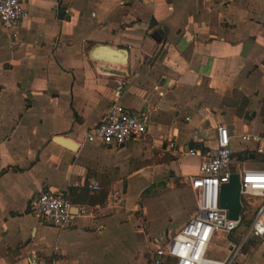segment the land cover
Wrapping results in <instances>:
<instances>
[{"label": "crops", "instance_id": "0c3cea01", "mask_svg": "<svg viewBox=\"0 0 264 264\" xmlns=\"http://www.w3.org/2000/svg\"><path fill=\"white\" fill-rule=\"evenodd\" d=\"M23 7L16 41L0 26V264H153L157 244L177 232L143 249L133 201L161 183L165 169L185 182L197 175L183 171L180 158L190 145L214 147L219 125L233 155H243L239 164L259 147L240 136L264 139V0H23ZM97 45L126 50L127 63L92 59ZM112 103L147 110L145 134L120 147L84 142ZM40 192L99 209L60 232L32 216ZM235 264H264V238Z\"/></svg>", "mask_w": 264, "mask_h": 264}, {"label": "built area", "instance_id": "2783aa9c", "mask_svg": "<svg viewBox=\"0 0 264 264\" xmlns=\"http://www.w3.org/2000/svg\"><path fill=\"white\" fill-rule=\"evenodd\" d=\"M27 17L23 0H0V26L11 41L18 39L20 22ZM147 115V110L136 114L112 103L100 122L85 134L84 142L120 147L128 141L138 140L145 134ZM240 139L259 143L257 153L262 158L261 168L248 169L233 161L231 136L224 125L215 130L214 147L205 152L199 148L184 151L185 156L201 159L198 174L185 182L195 199V213L171 238L157 244L153 264H163L165 259L173 260L174 264H235L245 246L264 237V139L252 134H243ZM203 142L207 140L204 138ZM167 149L172 151L174 144L169 143ZM234 173L239 175L241 203L236 220L229 219L227 210L219 206L221 186L227 184ZM88 189L95 193L100 186L92 183ZM244 198L248 201L247 206L255 208L253 219L239 239L232 240L230 236L243 224L247 209ZM111 202L118 204L119 198L113 196ZM96 209L99 206H74L64 195L50 192H40L30 205L33 217L60 232L70 228L74 216H91ZM72 210H76L75 215ZM222 238L226 242L222 248L224 257H209L210 248Z\"/></svg>", "mask_w": 264, "mask_h": 264}, {"label": "rangeland", "instance_id": "374dc122", "mask_svg": "<svg viewBox=\"0 0 264 264\" xmlns=\"http://www.w3.org/2000/svg\"><path fill=\"white\" fill-rule=\"evenodd\" d=\"M239 143L240 142L237 140L234 141V144ZM241 145L256 147L254 143H241ZM233 159L235 163H240L236 154L233 155ZM199 163L200 158L186 156L180 158V164L178 165L183 168V171L193 175L199 172ZM243 164L248 169L261 168L260 162L250 161L247 157L243 160ZM163 173L165 176L161 177V183L152 187L142 198L133 201V206H135L133 212H136L135 216L140 220V224L145 227L143 229L145 231V240L141 243L143 249L148 240L151 241L154 239V241H156L158 239L162 241L166 238V233H168V236H171L173 233L177 232L188 217L195 213V199L193 193L185 184L184 178L172 176V173L169 172L168 169L163 170ZM142 202H144V204ZM243 202L247 208L243 214V224L230 236L232 240L239 239L253 219L255 208L247 206L246 203L248 201L245 198ZM143 207L147 208L146 216L142 214ZM225 244L226 242L223 238L216 240L215 246L210 248L208 256L218 259L223 258L225 253L222 248ZM251 245L254 246L255 242ZM143 264L149 263L144 262Z\"/></svg>", "mask_w": 264, "mask_h": 264}, {"label": "water", "instance_id": "95a60500", "mask_svg": "<svg viewBox=\"0 0 264 264\" xmlns=\"http://www.w3.org/2000/svg\"><path fill=\"white\" fill-rule=\"evenodd\" d=\"M59 17L62 20L63 14L59 13ZM151 38L160 43V38L157 33H154ZM90 57L94 60H104L114 64L125 65L127 63V51L122 49L113 48L111 46L97 45L90 51ZM246 118L250 119L247 115ZM62 140L68 143V146L74 145L76 148V144L68 139H63L57 137L55 139ZM70 148V147H68ZM190 149H192V145H190ZM245 157H247L245 155ZM254 154H249V159H253ZM219 206L223 209H226L228 212L229 219L236 220L241 212V203H240V183H239V175L234 173L231 175L229 182L221 186L219 193Z\"/></svg>", "mask_w": 264, "mask_h": 264}, {"label": "trees", "instance_id": "16d2710c", "mask_svg": "<svg viewBox=\"0 0 264 264\" xmlns=\"http://www.w3.org/2000/svg\"><path fill=\"white\" fill-rule=\"evenodd\" d=\"M202 152H205L206 149L205 148H199ZM249 157V155H247V158ZM239 159H243V155H239L238 156ZM253 161H258V162H262V158L257 154V153H254V159ZM106 194H107V191H104V194L103 196L100 198L99 200V203H103L105 201V197H106ZM244 218V217H243Z\"/></svg>", "mask_w": 264, "mask_h": 264}, {"label": "bare ground", "instance_id": "6f19581e", "mask_svg": "<svg viewBox=\"0 0 264 264\" xmlns=\"http://www.w3.org/2000/svg\"><path fill=\"white\" fill-rule=\"evenodd\" d=\"M58 142H63V143H65V144L67 143V142H64V141H62V140H60V141L58 140ZM259 182H260V181H259Z\"/></svg>", "mask_w": 264, "mask_h": 264}]
</instances>
